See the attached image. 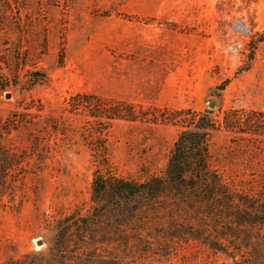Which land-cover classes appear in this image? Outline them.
I'll return each instance as SVG.
<instances>
[{
	"label": "rangeland",
	"instance_id": "rangeland-1",
	"mask_svg": "<svg viewBox=\"0 0 264 264\" xmlns=\"http://www.w3.org/2000/svg\"><path fill=\"white\" fill-rule=\"evenodd\" d=\"M215 96L211 165L264 185V0H0V148L13 154L0 262L87 212L102 146L119 176L161 174L189 109ZM153 240L136 244V264H236L198 241Z\"/></svg>",
	"mask_w": 264,
	"mask_h": 264
},
{
	"label": "trees",
	"instance_id": "trees-1",
	"mask_svg": "<svg viewBox=\"0 0 264 264\" xmlns=\"http://www.w3.org/2000/svg\"><path fill=\"white\" fill-rule=\"evenodd\" d=\"M188 113L161 174L144 180L119 176L102 146L105 153H98L103 158L93 175L87 212L54 221L44 249L0 264H136V244L149 243L145 250L151 251L152 237L160 245L167 239L198 241L236 264H264V246L259 244L264 234H252L264 229V185L226 180L210 163L211 139L221 129L215 109ZM91 115L104 117L100 112ZM118 116L106 115L109 120ZM12 157L0 148L2 187ZM154 230L158 234L147 237ZM243 249L248 255L237 260Z\"/></svg>",
	"mask_w": 264,
	"mask_h": 264
},
{
	"label": "water",
	"instance_id": "water-1",
	"mask_svg": "<svg viewBox=\"0 0 264 264\" xmlns=\"http://www.w3.org/2000/svg\"><path fill=\"white\" fill-rule=\"evenodd\" d=\"M6 97H11V94L10 93H7ZM219 103V97L218 96H215L212 98V101L210 102V108H214L218 105ZM38 244L42 245L43 244V241L42 240H38Z\"/></svg>",
	"mask_w": 264,
	"mask_h": 264
}]
</instances>
